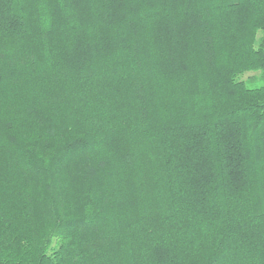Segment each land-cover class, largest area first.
<instances>
[{
	"label": "trees",
	"instance_id": "1",
	"mask_svg": "<svg viewBox=\"0 0 264 264\" xmlns=\"http://www.w3.org/2000/svg\"><path fill=\"white\" fill-rule=\"evenodd\" d=\"M0 264H264V0H0Z\"/></svg>",
	"mask_w": 264,
	"mask_h": 264
},
{
	"label": "rangeland",
	"instance_id": "2",
	"mask_svg": "<svg viewBox=\"0 0 264 264\" xmlns=\"http://www.w3.org/2000/svg\"><path fill=\"white\" fill-rule=\"evenodd\" d=\"M259 36H260V33L258 34V37ZM253 75H256V74H254V73L245 74L244 76L241 77V80H246L248 77L253 76ZM256 86H259V84L249 85L250 88H253V87H256Z\"/></svg>",
	"mask_w": 264,
	"mask_h": 264
}]
</instances>
